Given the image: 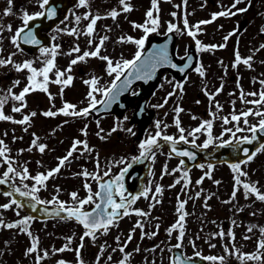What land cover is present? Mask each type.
Listing matches in <instances>:
<instances>
[{"label":"rangeland","instance_id":"obj_1","mask_svg":"<svg viewBox=\"0 0 264 264\" xmlns=\"http://www.w3.org/2000/svg\"><path fill=\"white\" fill-rule=\"evenodd\" d=\"M142 1L143 0H130L131 6H134V4H136V8H138L137 9L138 13L132 17L131 20L132 23L134 22L136 24H142L141 18L143 15V10L142 8H140V4L142 3ZM232 2L233 0H187V3L185 4L184 0H159V9H160L159 13L153 10L154 18L157 15L159 16V26L157 29V33H164V31L168 29V24L172 23L175 24L176 27L179 29V31L177 32H179L182 35L181 43L184 48L189 42L196 43V40H199L201 42V45H206L208 44V42L199 38L200 30L197 32L199 39L196 38L194 39L193 37L187 35L188 30L184 28V24H183L184 19L186 18L188 20L189 26L191 27L192 25H196L198 20L211 19L213 13L223 10L221 8V5L225 7H229L232 4ZM7 6L8 5L6 3V0H0V14H2L3 9L6 8ZM246 6L249 7V10L247 12L238 13L235 16H230V18L241 20L245 16H247L248 18H251L256 21L255 24L259 26L258 28L261 29L262 27H264V0H251L250 6L246 2L238 5V7L241 8ZM151 7H152L151 0H144V23L146 21V12L149 9H151ZM113 8L117 10L121 9L118 0H91L89 9L76 8L75 12L77 15L82 16L85 11H92L94 13L100 14L101 16H105L107 12ZM24 10H27L29 13H35L36 11H38L39 8L37 6V0H14V6H13L14 14L9 17L0 16V21H2L5 25L11 24L13 30H15L17 27L22 25L20 15ZM139 11H141L140 15H138ZM173 12L176 13L175 16L171 15ZM121 15L122 18L128 19V17H126L124 14ZM119 18H121V16H119L115 21H113L111 18L102 19L100 22L98 21L97 22L98 24L96 25V34L94 35V37H92V39H94L96 42L97 41L99 42L100 36L107 35L109 37V40L106 41L105 43V48L102 49V54L110 56V58H112L113 60L129 59L131 56L135 54L137 50V45L135 44L127 43V45H125V43L123 44L117 43L119 37L126 35L128 36L125 28L126 21H124L122 18L121 19ZM74 23H75L74 17L72 16L67 23V27ZM85 23L87 24L88 21H85ZM64 26L65 24L62 25L61 27L64 28ZM202 26H204L206 29L205 30L206 33L204 32L205 34L220 36V34L217 33V29L220 27V25H217L215 21H213L208 27L206 25H202ZM79 29L82 32V26ZM106 29H111V31H106ZM192 30L195 31L196 29L193 28ZM142 32L143 30L140 31V29H134L129 36L138 39L142 36ZM11 35L12 33L9 32L4 33L5 39L3 40V45H2L4 49L2 55L4 57H7V55L10 52L16 51V49L13 47V45L10 43V40L8 39V37H10ZM182 37L189 38L190 41L183 40ZM207 38L209 39V37ZM73 39H74V44L75 41L80 43L77 45L80 46L81 50L84 47H86V50H89L88 47L89 37H86L81 34L79 36H73ZM260 39H263L262 42H264V37H259V40ZM59 53L60 54L58 55L57 58L62 57L63 59L66 60V62L68 58L69 59L75 58V55L72 56L67 55L68 57L67 58L64 52L61 50V48L59 49ZM22 54L25 56L24 53H17L14 59L20 60L23 57ZM222 54H227V53H222ZM209 55H210L209 51H202V57L204 56V59H206ZM255 58H257V61L254 62L253 64L254 66L258 65L264 59L262 55H258V54H254L253 60ZM87 61L88 64L86 65L85 68H96L98 63L102 62L101 60L96 58H90V60L87 59ZM34 66L39 67L42 65L37 60ZM79 67H80V63L73 66L71 73H73V69L77 71ZM245 67L249 68L246 65ZM98 69L103 70V67L101 68L99 67ZM60 70L61 71L64 70L63 65ZM243 71H245V69H243ZM13 72L14 69L10 65L7 67H0V94L5 93L6 90L9 88L8 87L9 83L5 81V79L6 78L9 79L10 76H15L17 74V73L13 74ZM259 72H260V77H264V65L260 66ZM247 73L248 72L246 71L245 74L246 78H247ZM98 74L100 78V84L109 81L110 76H108L107 74L106 75H103L101 73ZM74 76L75 78L73 79L72 85L64 89L63 95L62 96L60 95V100H65L67 97H69L71 103L76 105L77 110H79L84 108V103L81 100L83 96V91L85 89L84 80H88L91 77L88 74L83 75L82 79L77 74H74ZM253 79H254V75L252 74V76H250L249 79L246 80V83L244 85L245 91L247 90V86L249 85V83L252 86ZM3 80L5 81L4 83H2ZM232 80L229 84L235 85V83H232ZM1 84H3V86H1ZM9 86L12 85L10 84ZM197 88L195 91L196 93L199 92ZM15 89L16 91H21L16 87ZM257 89H259V87ZM238 91H239L238 94H240V90ZM253 91H257V90L253 89ZM16 93L18 94V92ZM248 98L253 99V97H248ZM12 104L19 106V102H14L10 100L5 105L6 111H8V109ZM169 105L170 102L168 103V106ZM135 106L136 104L133 105L131 109L128 112H126L124 115L112 117L110 119L103 118L99 120V124L104 129V132L101 133V135H105L106 136L105 139L103 140L100 139L96 135V133L92 131V129H90V131H87L88 135L86 137V140L89 143L90 149L93 145L92 142L96 143L95 144L96 147L94 151L88 154L87 152H84L83 155L81 154L79 155L78 151L73 153V157L70 158V162L66 163V165H68L69 167L65 165L61 169L60 173H58L55 176V178H50L48 181L45 182V186L41 187L40 191L36 193L40 196H43L44 198L41 199L40 197H38V199L44 201H51L53 197H56L58 201L65 202L66 206L77 203L71 199L70 193H72L73 191L65 188V185L66 183H70V187H77V189H75L76 190L75 192L79 193L78 190L80 186H84V185L79 186L77 180L81 176L77 177L76 174L80 172L78 170H75L74 172H69V174L71 175L74 174V175L68 177L65 175L64 171L68 172L71 171L72 169H79V168L80 170L83 171L84 170L89 171L92 167H96L95 173L100 177L103 176V173L105 171H107L108 173L114 176L119 175L121 169L123 168V164H120L118 168L112 167V165L118 164L117 161H119L121 158L126 159V161H129L139 151V144L136 138L137 126L131 120V115L133 114ZM150 106H152V104ZM249 107H255V106L248 105L247 109ZM26 108H28V106ZM163 108H159V109H163ZM260 110L264 111V108H261ZM23 111L21 113H23ZM21 113H14L15 118L21 119L20 118ZM125 116L128 117L126 121L123 119ZM160 116H163V114H160ZM57 119L60 122H62L63 125H61L58 120H52L48 118L47 121L40 117L36 118V120L33 122L35 126L39 127L41 134L51 133V137L48 138V140H51V142L49 145L46 144L47 148L44 153H40L38 148L36 147H33L31 152L27 151V149L31 146V142L34 138L32 132L29 131L31 128L30 125H18L11 123L9 121H1L0 139H3L11 150L9 153L10 158L16 161V164L13 165L14 167L19 168L20 165L24 164V166H26L29 170L30 173L29 176L33 177L37 173H46L48 170L57 166L56 164H58V158L65 156L68 150L71 148L73 138L68 136V134L65 132L56 133V130L58 131L70 130L72 125L78 123V122L75 123L74 120L68 119L66 117L57 118ZM248 119H249V124H257L259 117L250 116L248 117ZM158 120H160L159 117ZM65 121H67V123H65ZM121 121H123V123H121ZM78 124L81 126L80 122ZM117 124L120 125L121 129H126L131 127L133 131L136 133V135L133 136L124 130H118L114 133H111V135H107V133H109L110 130ZM57 125H60L62 127H57ZM25 127L28 128L27 132L24 131ZM247 127H248L247 125H244L245 129H247ZM162 129H163L162 134L171 133V130L169 128H162ZM14 130L17 133L16 141L11 142L10 140L12 138H3L5 131H8L9 136L13 137L12 134H14L13 132ZM247 132H248L247 130L244 131V133ZM30 136H32V138H30ZM21 137L22 139H20ZM38 137H39L38 143H40V139L44 140L42 135ZM95 137H97V139H95ZM56 138H58L57 142H55ZM21 149H24V151L21 152ZM96 151H98L99 155H95ZM88 155L90 156L89 159L90 163H88L86 166H82L84 161L88 160L86 159ZM97 159L99 160V168H97ZM34 162L37 163V165ZM42 163H44V165ZM165 164L167 165L168 172L171 174H166L163 176V178H161L162 170ZM200 165H204V167L201 168L198 166L196 167L194 166L188 169L185 166L180 165V162L178 160L171 159V156L168 154H163V155L160 154L159 156H157L154 161V166L152 167V170L147 178L146 188L149 189L148 198L141 196L138 200H136L135 204L131 206L132 210L138 208L145 212H149L150 215L148 217H138L135 214L129 215L124 220L120 222L118 221L116 223V226L111 227L107 235H99V233H97L98 239L95 240V242L88 237L85 247L83 249L87 254L92 255L93 263H96V257L100 253V246L102 244H105V242H107L108 247L105 248V251L102 255L101 264H117V261H119L122 258L123 254L120 253L119 251L112 252L113 248H118L120 246L116 242V237L119 236L121 238V242L125 241L129 235V232L132 230L133 226L136 224L138 220H140L145 225L144 228L145 232L151 233L153 231H157V235L152 238L145 237L144 239H141V230L136 229V231L133 233V239L131 240V242L128 243V246L126 248L127 253H132L129 260V264H147L146 261L144 260V258L147 255L151 256V259L155 262V264H169V258L171 252H169L168 249H170L172 245L177 243L176 236L178 235V230L174 231L171 236L168 235L167 230L171 227V225L176 223L180 215V213L176 211L179 202H182L177 197L178 190H182V192L185 193V196H187L186 189L188 187L189 182L191 181V183H195L197 180H200L201 177H204L202 183H206L204 187L206 189L205 191L210 192L209 194L210 199L207 201L199 199L198 201L196 198L193 197L191 202L188 203L186 209V213H188V215L186 216L184 222L185 239L183 241V248L185 252L188 255H194L195 251H200L201 254H204L206 256H210V255L220 256V255H225L224 245L227 246L229 245L228 246L229 248H233L234 246L236 247V249H239L241 252L256 251L257 241L259 239H264V237H262L260 232L258 231V227H264V202L258 201L253 197H250L249 199L244 201L243 197L245 196H244V190L242 188V192L241 193L239 192V194H237L236 199L232 203H227V204L224 203V201H228L232 197L231 194L233 192L235 181L234 178H232L231 180L230 175L235 177L236 173H234L230 167L226 168L227 166L222 164V166L212 167L211 178H208L205 175V173L209 171L208 165L203 163H201ZM178 167L180 169L179 171L172 172V169H176ZM69 168H71V170ZM241 169L248 173L247 177L241 178L242 181L248 182L250 180L252 182H258L257 186L262 191H264V151L262 153L260 152V155L257 156L251 163H248L247 165L241 164ZM1 170H3V168H1ZM184 171L188 172L187 180L189 182L187 183V187L184 186L182 189L175 188L177 193L174 198L173 197L174 194L172 195L171 193L172 192L171 190L173 188L170 187V185H173L176 179L170 177L171 176L176 177L178 174H181ZM0 176L2 177L1 173ZM90 179L92 178L90 177ZM182 181H185V179H181L180 183ZM216 181H219V183L218 184L215 183ZM96 182L97 180L95 179L94 181L95 186H96ZM11 183L14 187L19 188L20 190L23 191H27L28 189H25L24 185L27 184L30 189L33 186L30 185V183L35 184V181L32 179H25L21 181L19 177H17L14 180H11ZM157 184H159L163 189L162 194H158L160 203H156V201L152 199L154 195H157L155 194L154 191L155 186ZM37 187L40 186L37 185ZM212 191H215L217 193L218 195L217 201H212V197L214 195ZM203 194L204 196H208L206 192H203ZM171 196L172 198H170ZM10 199L12 198L6 197L4 193L0 192V205L9 203ZM205 203H207V207H205ZM150 205H155V206L150 208ZM242 207L247 208L246 214L243 213L244 210L237 211V209H241ZM17 212L19 213L25 212V214L17 216ZM253 212H255L256 215H252ZM29 213L31 214V210L26 208L25 206L19 209H17L16 206H13L11 209L8 210L0 209V217H2L6 222H15L16 220H18L19 217L29 216ZM35 220H39V219L35 218L29 222V230L32 232L33 237H36L39 240L38 249L49 250V257L41 261L42 264H56V261L59 259H64L65 261L68 262V264H77L76 260L74 261L72 259L73 255H75L74 251H66L64 253L53 254V250L58 249L63 245H65L68 242L67 238L71 234L73 239L70 247L72 249H75L78 243L79 236L82 232L81 226L70 220L58 221L59 219L56 218H52L50 220L51 222L45 224L44 226V224L40 220L38 221L39 223L36 222ZM222 221L225 222V224L228 225L230 224L229 227L228 225L227 226H223L222 224L218 225V223ZM233 221H235L236 223L235 224L231 223ZM157 224H159L160 226L158 230L155 227ZM240 224L243 225L240 226ZM251 225H256L258 227L257 229H254L253 232L248 233L247 228ZM229 229H231L235 234L234 241L227 237H225L226 241L224 242L219 237L212 238L213 233H217V231L220 230H224L227 233ZM0 231L1 232L3 231L5 234L3 236L0 234V253H3V255H0V264H35V256L41 253L38 252L36 254L25 256V251L31 244V239L28 235L24 233H20L18 229L0 228ZM245 235L251 236V239L249 240L243 239ZM198 236L199 238H197ZM205 238L206 239L208 238L209 240L207 241H209L211 244H215L216 247L211 248ZM190 240L195 242V248H193V246L189 243ZM112 244L113 247H111ZM157 245L159 247H156ZM137 247L140 248V251L138 253L135 252V249ZM153 248H156V250L148 251ZM161 249H163V251H161ZM63 254L65 255L63 256ZM114 254H116L117 256H115ZM108 255H112L113 257L112 261L107 260ZM209 262L210 264H219V262H212V261ZM227 264H241V262L237 260L235 256H228ZM247 264H257V262H247Z\"/></svg>","mask_w":264,"mask_h":264},{"label":"snow or ice","instance_id":"obj_2","mask_svg":"<svg viewBox=\"0 0 264 264\" xmlns=\"http://www.w3.org/2000/svg\"><path fill=\"white\" fill-rule=\"evenodd\" d=\"M119 5L121 6V10L123 13H129L133 10L130 0H118ZM247 3L249 6L251 5V0H233L232 4L229 7H225L221 5V8L223 10L213 13L212 18L210 20H201L196 25L189 26L188 20L185 18L183 21L184 28L187 29V35L190 37H193L195 39L197 32L200 30L201 25L210 24L213 21H215L218 17H230L235 16L238 13H245L249 10V7H238L241 3ZM7 7L3 9L2 14L0 16L2 17H9L13 15V6H14V0H6ZM91 0H77L75 7L77 8H90ZM184 3H187V0H184ZM152 7L146 12V21L144 24H136L132 23L133 29H142L144 35L140 38L136 39L132 36H121L117 40V43H130L137 45V50L133 56L132 59H118L113 60L108 55L102 54V49L105 48L106 41L109 40V37L107 35H103L99 37V42L97 43L92 37L96 34V25L97 22L106 19L111 18L113 21L117 20V18L120 16L121 11H118L117 9L113 8L110 11L107 12L105 16H101L98 13H94L92 11H85L84 14L77 15L75 11H72L71 15L74 17V22L76 25H79L82 20L88 21L86 27L81 30L73 26L71 28L67 27L66 21L69 19L68 15H65L64 19L60 21L61 24H65L64 28H60L57 26L55 29L58 33H64L69 36H79L84 35L86 37H89L88 39V47L89 50H81L79 45H75L71 48V50L66 53L68 56H72L74 53L77 54L75 58L71 59L69 62V65L66 69L61 71L57 65H56V57L60 54L59 49L60 45L58 43L53 44L51 47H40L39 52L40 56L37 57V60L42 65L41 67H35L34 64L36 63V60H30L25 59L22 62H16L14 57L17 55V53H23L24 49L21 47V43L19 41L22 40L23 44L25 45H39L40 41L35 38L34 30L32 27H30V23L33 21H36L40 18H47L49 20H53L57 16V7L51 4V0H37V6L39 8V11H36L35 13H29L27 10H24L21 15V23L22 26L17 27L15 30H13V27L11 24L5 25L2 21H0V67H7L12 66L15 72H24L27 71L28 75L26 77L27 84L23 87L19 93H15L13 91V88L17 87L20 84L19 80H16L13 82L12 86L9 87L5 93L0 94V121H9L14 124L18 125H30L31 120L33 117L37 115L36 112H31L29 115H24L21 119H14L11 115L5 114V105L11 100L14 102H19V106H16L15 104L12 106L11 111L13 113H21L26 107L27 104L25 102V98L28 94L34 91H42L45 93H48V86L50 84L60 85V95H63L64 89L71 86L73 83L74 77L70 74L72 71L73 66L77 65L78 63L86 62L88 58H96L99 59L106 64L105 71L108 76L113 77L111 85L102 87L100 85V78L97 76H92L88 80H84V83L86 85H89L90 90L87 93L86 99L89 101V104L87 107H84L82 109L77 110V106L68 102H64L63 107H61L58 111H52L48 110L43 112L42 114L46 117H52L56 116L58 114H62L66 117H86L90 114L91 111H93L96 108V105L98 103H103L105 110L111 108V105L118 101L120 95L126 91L129 90L133 79L134 80H151L153 76L156 73V70L161 67H170V68H177V65L172 62L171 57L168 53V46L167 44L159 46L156 51L150 52L147 57L143 58V50L145 43L148 39V36L150 33L157 32L158 26H159V16L157 15L155 18L153 17V10H155L157 13H159V0H151ZM234 10V11H233ZM171 15L175 16L176 13L173 12ZM196 29V31H193L192 29ZM179 31V29L176 27L175 24L169 23L168 24V32L173 31ZM106 31H111V29H106ZM237 31H233L226 35L224 37V40L227 41L230 36L236 35ZM261 34H264V27L261 28ZM9 32L12 33L8 39L10 40V43L13 45V47L16 49L14 52H10L7 57H4L2 54L4 52V49L2 47L3 40L5 39L4 33ZM53 41L57 39V36L53 35L51 37ZM196 44L198 47V50L200 51H210L212 49H215L217 47L223 48L225 47L224 44L220 45H201V42L199 40H196ZM261 50H264V43L259 45V48L255 49L253 52V55H249L246 58H241L239 51L237 50L235 52V62L233 64V67L235 68L237 65L243 64L247 67H252V61L253 56L256 52H259ZM82 53V54H81ZM185 56H187L188 61L190 62L192 60V57L188 56L187 50L185 52ZM185 57H181L183 60ZM261 63H264L262 61ZM190 67V63H185L183 67L179 68V71L181 73L185 72V69ZM128 69H132L133 71H127ZM194 71L198 73L201 77L205 76V71L203 69V66H197L195 67ZM50 74L54 75V79L50 78ZM123 77V79H122ZM119 82V83H117ZM254 82H258L262 87H264V79H260L256 81L254 79ZM167 83L173 84V90L167 94V96L164 97L163 103L155 105L156 108H163L166 104L169 103V98L173 97L177 94V89L180 90V92H183V83H174L172 80H167ZM163 87V85H161ZM224 85L221 84L220 88L216 89L215 93H209L207 91V85H205V95L208 96L210 101L214 100L215 95H218L220 92L223 91ZM237 87L239 88V78ZM99 93L106 97V100L103 102L98 101L96 99L95 94ZM230 95H233V93H230ZM248 97H253V99H248ZM54 97L49 94V100L51 101ZM240 100L242 103H246L248 105H252L255 107H249L246 110L241 111L239 114H232L231 118L225 116L223 117V123L225 125L231 123V122H240L241 119H243V124L247 125V129L242 127H236L235 132L231 128H226L225 131L232 134L233 137L236 136L237 132H244L249 131L252 133L251 137L245 135L243 137H239L236 140L237 145L240 144H251L253 141L257 140V132L264 133V111L260 110L261 108H264V91H252L245 93L243 89H240ZM199 103V101H197ZM234 103V102H233ZM215 107L217 111H220L222 109V106L217 102L215 104ZM173 111L175 113L174 118V124L177 127L180 135L179 139H175L171 135L162 134V121L157 120L156 121V131L153 134H150L148 138L144 141H142L139 144V155L133 156L131 158V161L126 162L123 158H121L117 163L119 164H125L126 166L123 167L120 171V174L117 175L114 180L109 181L107 183H101L100 184V190L92 193L91 186L88 183L84 184V188L88 191L89 195L85 199H79L78 194L76 192L70 193L71 199L74 202H77L74 206H66V203L63 201H58L56 197H53L51 201H44L38 199V197L35 195L40 191V188L45 186V182L48 181L50 178H55V176L60 173L61 169L66 165V163L70 162V158L73 157V153L77 152L80 147L83 148V152L80 154L83 155L84 152H91L92 150L89 147L88 141L75 139L72 142L71 148L68 150L67 154L61 158H58V164L56 167L48 170L46 173H37L35 176L30 177L29 176V170L26 166L20 165L18 167H14L13 165L16 164V161L10 158V148L5 143L3 139H0V165H7L6 170L3 171L2 177H0V185H5L11 180H14L15 178L19 177L21 181L25 179H32L35 181V184L29 189V186L27 184L24 185L25 189H28L27 191H21L19 188H14L13 191L19 194L21 197H30L31 203L29 206L32 208L33 211H36V205H44V204H54L58 203L59 207L50 215H54L55 217H61V213H67L66 219L74 218L76 221H78L80 224L83 225L85 231L83 235L80 237L81 243L79 246H77L75 249H72L70 245L72 244V237H68V242L63 245L62 247L58 249L53 250V254L57 253H64L66 251H74L76 262L77 264H84V261L82 259V250L85 247L84 240L86 237L91 238L94 242L98 239L97 233L99 235H107L111 227L116 226L117 221L122 218V216H129L132 214H135L138 217H148L150 215L149 212H145L141 209H133L131 212L129 211V208L133 204H135L136 200H138L141 196L148 198V188H145L142 190L138 195H134L132 193H128L126 196L124 186L121 183L124 175L128 173L129 169L133 166V163H142L144 160L155 157V151L154 148H159L161 145L159 144V139H162L163 141L170 142L173 147L171 149L172 152H175L178 156L188 157L189 159H195V155L192 152H189L187 150L183 151H177L175 145L179 142H187L186 136L184 135L185 129L181 127V121L179 119L180 113L184 112V109L177 104ZM167 115V113H165ZM210 115L215 116L214 113H210ZM254 116L259 117L257 124H249L248 117ZM193 119H196L195 116L192 117ZM125 121L128 119L127 116L123 118ZM67 123V121H65ZM123 123V121H121ZM97 126L99 128V121H97ZM168 125L163 124V128H167ZM211 129H212V120H204L202 121L198 127L191 130V132H188V136H192V144L195 145V134L200 133L203 130H207L209 139H206L201 146L202 148H208L209 145L212 143L211 140ZM118 130H124L130 133L131 135L135 136L136 133L133 131L131 127L126 129H121L120 125H115L107 135H111V133H114ZM24 131L27 132L28 128L25 127ZM104 132V129L99 128L97 132V136L100 139H105V135H101V133ZM82 135L85 137L88 135L87 133V125H85L84 129L81 130ZM6 136L7 133H4ZM33 140L31 142V146L27 149V151L31 152L33 147L38 148L40 153H44L47 145L44 143H38L39 137H36L35 133H33ZM159 138V139H158ZM17 139L14 137V140ZM22 139V137L20 138ZM232 141H224L221 146H224L225 144H230ZM24 149H21V152H23ZM264 151V144H261L258 148H256L255 151H249L248 148H244L243 152L246 156V159L239 162V163H232L230 164L231 169L234 173H236L234 177V188L232 192V197L228 201H224V203H232L237 196V191H239V188L237 186H241L244 190V196L245 199H249L250 197H255L256 200L264 202V191H262L258 186V182H244L241 180V177H247L248 173L246 171H243L241 169V164L247 165L249 162H251L257 153ZM39 163V162H38ZM184 160L180 161V165H184ZM198 167L203 168L204 165H198ZM97 168H99V160L97 159ZM209 171L205 173V175L208 178H211V168L212 165H208ZM179 167L176 169H172V172L179 171ZM171 174L168 172L167 165H164V168L162 170L161 178H163L164 175ZM78 176H83L86 179L91 176L92 179L100 180L101 177L99 175H93L89 173L87 170H84L80 173H77ZM104 176H108L109 173L105 171L103 173ZM183 178H185V187H187V183L189 182L187 180L188 172H183ZM204 177H201L200 180L196 181V184L202 183ZM180 180H176L173 185H170V187H175L176 184H179ZM215 183H219V181H216ZM39 185L40 187H37ZM115 188V195H118L120 197L119 203L116 202V200L113 198V189ZM59 191V190H57ZM155 194H162L163 189L159 184L155 186ZM4 195L6 197H12L13 192L7 191L4 192ZM200 193H197V197H199ZM93 196L101 197L102 201L104 202L103 210L98 211L102 208L101 204H96L95 209L91 212L84 211V206L87 204L93 203ZM210 198V197H209ZM156 201V203H160V200L158 198V195H154L152 197ZM187 201L179 202V205L176 209L178 213H180L176 223L171 225V227L167 230L168 235L171 236L174 231L178 230V235L176 236L177 243L172 245L170 249H168L169 252L172 251V249H182L183 247V241L185 239V218L188 215V213L184 212V207ZM13 206H16L17 209L23 208L25 205L23 203H20L17 201V199L12 198L10 199L9 203H5L0 205V209L8 210L11 209ZM155 205H150L151 207H154ZM111 207V211L108 212L107 208ZM205 207H207V203H205ZM123 209V212L120 210ZM243 209H237V211H242ZM252 215H256L255 212L252 213ZM17 216H19V212H17ZM35 219L33 216H24L15 222H6L2 217H0V228L3 229H18L20 233H24L28 235L29 237H32L30 246L25 251V256H29L32 254H36L40 252L41 254H37L35 256V264H41V261L47 259L49 257V250H39L38 244L39 240L36 237H33L32 232L29 230V222ZM233 224L236 222L233 221ZM238 226V225H237ZM156 229H159V224H157ZM258 226L251 225L247 228V232L251 233L254 231V229H257ZM145 225L143 222L138 220L136 224L133 226L132 230L129 232V235L127 239L123 242H121V238L119 236L116 237V242L118 245H120L118 248H113L112 252L119 251L123 254L122 258L117 261V264H129L130 257L132 253H127L126 248L128 246V243L131 242L133 239V233L136 231V229L141 230V239H144L145 237H155L157 235V231H153L151 233H147L144 231ZM258 231L260 232L261 236L264 237V227H258ZM219 237L221 239H224L225 237L235 240V234L234 232L229 229L227 233L224 230H220L217 233L212 234V238ZM199 238V236L197 237ZM245 240L251 239V236L245 235L243 237ZM189 243L195 248V242L189 241ZM209 246L211 248H215V244L209 243ZM108 247L107 242L105 244H102L100 246V253L96 257V264H101L102 255L105 251V248ZM156 247H159L158 245ZM156 248L150 249L148 251H155ZM140 248L137 247L135 249V252H139ZM163 251V249H161ZM224 253L225 255L215 256H203L202 259L206 261H212V262H219V264H227V257L228 256H235L237 260L241 262V264H247V262H257V264H264V239H259L256 244V251L254 252H241L239 249L229 248L227 245H224ZM0 255H3V253H0ZM195 257H201L200 251H195L194 253ZM113 257L112 255L107 256L108 261H112ZM193 257H186L183 256L182 253L175 254L174 257L169 258V264H188L189 261H191ZM56 264H68L67 261L64 259H59L56 261ZM152 264H155L153 261Z\"/></svg>","mask_w":264,"mask_h":264},{"label":"water","instance_id":"obj_3","mask_svg":"<svg viewBox=\"0 0 264 264\" xmlns=\"http://www.w3.org/2000/svg\"><path fill=\"white\" fill-rule=\"evenodd\" d=\"M76 1L77 0H51V4L57 7L56 18L53 20H49L47 18H40L30 23V27H32V29L34 30L35 38L40 41V44L39 45H25L23 44L21 40L19 41L21 43V46L27 51H34L37 48H39L41 45L49 43L50 41L49 36L45 35V33H42V30L43 29L50 30L54 25H56L59 21H61V19L67 14L69 7L72 4H74ZM165 44H167L168 46V53H169V56L171 57V60H175L172 54L170 39L168 36H165L163 38L151 36L149 43H148V48L144 55H148L150 52L156 51V49L159 46L165 45ZM189 56L192 57V60L190 62V67H191L194 62L195 55L193 53H190ZM159 70L160 68L156 70V73L151 80L142 81V87H141L140 94L138 92L137 94L134 95V97L139 95L143 104L150 97V93L154 88L155 79L157 77V73ZM138 81L139 80L133 79V82L130 88ZM126 92L120 95L118 101L113 103L111 105V108L105 110L104 105L102 109H100V107L98 106L94 110L95 113L110 112V111L115 112V113L123 112L129 104L128 97L125 94ZM143 112H144L143 107H140L139 110L137 111V116L134 117V119L137 120L140 124V135L143 133L144 128L147 126V124L149 123L152 117L151 111L149 112L147 111L145 114ZM141 113H143L145 117L144 116L142 117ZM256 135H257V140L253 141L251 144H247V143L240 144V145L229 144V145L219 146L214 151H210V152H207L206 150H199V149H193V150L188 149L187 151L194 153L195 159H189L188 157H183V156L181 157L184 160V162L187 163L188 165H193L194 163H197L200 158H205L206 160H212V161H215V160L234 161L238 157H240L241 159H244L246 158L243 152L244 148H248L249 151L251 152V151H254L261 143L264 142V133L257 132ZM142 166H146V168L143 169ZM148 168H149L148 162H144L143 164L133 163V166L129 169L126 175L127 176L126 187L129 189L130 191L129 193L136 195L140 191H142L143 175L148 171ZM0 188L8 189V183H6L5 185H0ZM27 200H28L27 201L28 204H31L32 201L30 197H28ZM101 210L103 209H100L98 211H101ZM91 211L93 210H90L89 212ZM107 211L110 212L108 209ZM39 213L43 215H48L52 212L42 209L39 211ZM61 214L67 215V213H61ZM177 253H182V252L180 251V249H174L173 257ZM205 262L206 261L203 260L202 257H195L191 261H189L188 264H205Z\"/></svg>","mask_w":264,"mask_h":264}]
</instances>
